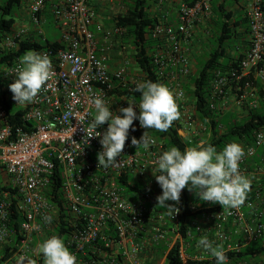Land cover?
<instances>
[{
	"label": "built area",
	"instance_id": "2783aa9c",
	"mask_svg": "<svg viewBox=\"0 0 264 264\" xmlns=\"http://www.w3.org/2000/svg\"><path fill=\"white\" fill-rule=\"evenodd\" d=\"M91 1L60 0L51 6L63 47L39 51L49 55L55 75L49 81L50 87L42 90L35 102L17 104L9 89L16 77L8 72L19 64V58L0 66V170L8 177L9 187L16 190L15 208L21 216L16 245L9 251L10 255L1 257L0 264H17L21 255L43 264L38 244L54 230L59 215L58 205L46 197L55 166L61 172L59 191L67 214L64 242L76 255L77 264H149L151 250L166 239L167 223L173 226L172 232L177 228L180 212L171 218L157 210L153 201L158 195L153 183L145 179L147 172H156V160L164 152L159 143L155 141L148 150L143 147L137 150L131 140L133 137L139 140L143 133H129L123 153L117 158L118 166L97 168V153L103 150L99 142L102 135L88 138L87 128L95 115L91 101L100 94L114 114L122 115L118 109L128 107L131 101L114 99L110 91L136 86L138 81L126 79L125 63L110 71L113 41L125 31L114 24L107 28L95 23L94 12L89 8ZM212 1L181 3L175 26L159 22L151 31L156 41L152 57L157 75L180 101L181 118L176 122L181 125L178 134L186 140L204 132L205 128L195 118L192 105L190 111L184 103L183 88L191 74V65L181 42L192 37L195 26L208 21ZM263 6L264 0H252L245 11L249 47L238 65L237 83L250 75L252 81L264 83V66H260L264 64ZM43 8L44 0L29 1L28 12L33 24L40 23L38 13ZM25 33L23 28H13L12 33L0 37V56L17 51ZM95 33L102 35V44ZM226 83L225 77L216 76L212 96L223 95ZM250 85L249 81L244 84L237 100V106L245 110L258 106L256 100L245 99ZM224 97L220 100L222 109H225ZM135 105L138 116L139 108ZM69 106L74 117L65 120L63 114ZM133 123L140 127L138 119ZM107 127L106 123L97 131L103 134ZM261 134L264 127L253 131L249 143L240 140L225 144L235 142L245 150L239 168L251 180V190L244 205L222 209L218 204L217 211L201 216L212 223L214 235L209 240L222 245L226 255L264 238V138ZM135 179L142 182L144 191L131 199L123 188L133 187ZM8 200V193H4L0 199V251L7 248L12 234ZM175 206L180 209V204ZM45 216L52 217L50 223L45 221ZM192 226L199 239L207 236L198 223ZM173 236L183 241L178 234ZM192 236L188 233L189 239ZM179 253L182 264L199 261L186 256L183 242ZM161 258L164 261L165 257ZM227 263H232L229 258ZM237 264H251V261ZM258 264H264V258Z\"/></svg>",
	"mask_w": 264,
	"mask_h": 264
},
{
	"label": "trees",
	"instance_id": "16d2710c",
	"mask_svg": "<svg viewBox=\"0 0 264 264\" xmlns=\"http://www.w3.org/2000/svg\"><path fill=\"white\" fill-rule=\"evenodd\" d=\"M52 0H44V7L48 6L47 11L43 10L38 13L40 17H46L51 19L52 14L50 10ZM126 7L125 12L113 17L112 24L125 31L124 35L120 38L130 44L132 49L131 59L136 68L141 73V77L138 81H152L156 83L164 82L163 79L157 75V67L153 61V48L156 41L151 37V31L153 27L160 22L159 18L150 13L151 3L155 0H122ZM193 1L185 0L184 3L191 4ZM217 0H213L211 7L212 12L215 14V18H210L208 21V27L205 29L209 32L210 38H207L209 46H207V52L205 56L197 60V68L195 72L186 78V84L184 85V93L188 95L191 100L192 109L195 118L201 122L205 128V131L199 135L191 137L190 140L183 139L178 134L180 124L176 121L166 132H158L154 129H143L135 126L133 123L132 128L135 131L129 130L131 135H138L148 132L157 143H159L163 150L166 151L172 146L178 147L183 151L187 147L195 146L201 141H206L214 147L217 151H221L224 145L232 141H244L249 143L252 138L254 130L264 127V88H261L259 81H252L251 75L247 78H243L238 83L235 81V77L239 75V63L242 60L244 54H235L228 56V47L238 37H246L248 34L247 21L245 16L238 18L237 23L232 22L231 12H227L226 7L215 6ZM22 4V0H0V37L4 34H10L13 32L15 25V19L13 13L15 8H18ZM221 10V11H220ZM264 11V6H263ZM220 12V13H219ZM204 29V30H205ZM63 45L59 39H50L49 37L42 38H24L20 43L18 50L12 53H3L0 56V66L9 63L10 61L20 58L28 50L42 51L45 49L56 50L62 48ZM206 57V58H205ZM260 66H264L263 63ZM220 75L227 79L226 85L223 87V95L226 93L234 95L238 100L239 96L243 93L244 84L250 82L251 85L257 88V107L249 110L242 108L241 116H238L234 111H228L222 109L221 99L223 95L219 97H213V82L216 76ZM137 86V85H136ZM136 86H127V88H115L110 91L112 96L125 97L135 104H139L140 93L135 91ZM238 87L241 90H238ZM248 90V89H247ZM228 95V94H227ZM201 135V136H200ZM2 170H0V174ZM60 170L55 166L52 176V182L50 184V190L46 193V197L50 202L58 205L59 215L58 222L56 223L54 230L46 234L47 238L52 235H58L61 238H65L66 233V219L67 214L62 204V198L60 196ZM127 179L125 174L124 180ZM1 180V179H0ZM141 181H133V187L130 185L123 188L125 194L135 199L140 192H143V185ZM190 187V186H189ZM4 193H8V201L10 202V222L9 229L12 231L8 239L7 248L0 251V261L10 255V250L14 248L19 237V223L21 220L20 214L16 210L17 194L16 190L12 187H0V199L4 198ZM155 208L157 210L166 212V209L156 206L157 200L154 199ZM166 204H170L166 201ZM180 214L178 216L177 228L174 232L173 226L167 223L166 227V239L160 242L154 247L151 252L155 258L164 256L163 264H182L180 258V242L176 239L171 247L168 249L170 243L168 233L178 234L182 240H189L188 233L193 234L192 240L198 242L196 231L192 224L193 221L201 217L203 214L217 211L219 205L213 203H207L200 201L196 190L189 191L188 188L182 190L180 199ZM46 238V239H47ZM264 256V238L259 241L251 242L247 246L243 247L237 253H229L227 257L232 262L231 264H237L238 262H249L250 260L257 261V258ZM3 257V259H1ZM189 264H216V260L212 257L211 261H188ZM41 264V263H40ZM153 264V263H151ZM230 264V263H227Z\"/></svg>",
	"mask_w": 264,
	"mask_h": 264
},
{
	"label": "clouds",
	"instance_id": "9594fccd",
	"mask_svg": "<svg viewBox=\"0 0 264 264\" xmlns=\"http://www.w3.org/2000/svg\"><path fill=\"white\" fill-rule=\"evenodd\" d=\"M8 73L16 77L9 89L13 99L20 105L35 102L38 94L50 87L49 81L55 75L49 55L34 50L26 51L19 58V64ZM135 91L140 93L138 116L134 102H128V107L119 108L122 115H117L100 94L91 101L95 115L87 128L88 138L102 135L99 142L103 150L97 153V168L118 166L117 158L123 153L129 130L135 131L132 125L136 119L143 129L166 132L181 118L177 96L166 85L144 81L137 83ZM70 117H74L71 106L63 114L65 120ZM106 123L107 130L101 134L97 128ZM261 137L264 138V134ZM154 143L155 140L147 131L139 140L135 137L131 140L137 150L141 147L148 150ZM251 151L249 149V153ZM244 156V148L235 142L225 145L221 151L206 141L183 151L176 146L170 147L156 160L157 174L153 175L162 189V194L156 198V206L166 209L165 214L173 218L180 212L175 205L180 202L182 190L188 188L189 191L196 190L200 201L218 203L222 209L241 207L251 190V180L239 168V162ZM166 201L174 203L166 204ZM44 219L50 223L52 217L45 216ZM197 247L214 257L216 264H227L228 257L223 246L214 245L207 236L200 237ZM38 251L43 255V264H77L76 255L58 235H52L39 243ZM17 264H37V261L21 255Z\"/></svg>",
	"mask_w": 264,
	"mask_h": 264
},
{
	"label": "crops",
	"instance_id": "0c3cea01",
	"mask_svg": "<svg viewBox=\"0 0 264 264\" xmlns=\"http://www.w3.org/2000/svg\"><path fill=\"white\" fill-rule=\"evenodd\" d=\"M58 1L60 0H52L51 6L57 3ZM184 1L185 0H155L156 14L154 15L159 18L160 22L175 26L177 24L176 15H177L179 5L181 3H184ZM188 1L190 2L193 0H188ZM251 1L252 0H217L215 6L219 5V7L221 6L226 7L227 12H231L232 14V22L237 23V20L238 18H240V16L241 17L245 16V11L251 4ZM99 5H100L99 0H93L90 2L89 8L91 11L94 12L95 23L101 24V20H103V18L97 14V7ZM51 6H50V10H51ZM215 17L216 16L212 12V7H211V15L209 19L215 18ZM208 21L206 23H201L195 26L192 32L193 34L192 37L188 41L181 42V46L187 51V55L189 57L190 65H191V72H195L197 68V60L203 58L206 54L202 50V47H205L207 49V46H209L208 42L207 43L204 42L206 37L203 34V30L208 27L207 25ZM48 25L52 26L58 31L53 21V18L49 20L43 16L42 17L40 16L39 24L35 25L31 23L30 29L32 28L33 29L32 31L38 30V34H41L42 31L40 30V28L42 26H48ZM101 25L105 27L109 24L104 23ZM15 26L20 27V25L17 24L16 22H15ZM15 26H14V29L17 28ZM27 30H29V28H27ZM58 34L60 37L59 31H58ZM95 36H96V39L99 41V43L102 44V35L100 33H95ZM30 38H37V36L30 37ZM118 44H120V42L118 43L117 40L113 41L112 50L109 56V67H110L111 72L115 71L122 63L121 62L122 60L120 58L121 53L117 50ZM227 47H228V52H227L228 56H233L235 54H244L249 47L248 34L246 35V37L236 38L234 42ZM227 94L230 95L229 93H226L224 99H227ZM245 99H248V97L246 96ZM161 193L162 191L158 194V196L161 195ZM195 222L200 225V227L207 234L209 239L213 238L214 230L212 227V223L209 220H206L202 217H198L193 221V223ZM168 235L170 239V243L168 246H171L172 243L175 241L176 236H173V234L170 232L168 233ZM197 239L199 241V238ZM182 242L185 248L186 256L190 258L191 260L197 259L199 261H211L212 256L206 253L202 248L197 247L198 242L195 243L194 240H192V238H190L187 241L185 240L180 241V244H182ZM214 245L216 244L214 243ZM263 258L264 256H260L257 258V261L250 260L251 264L261 263V261H263ZM148 263L151 264L150 261H148ZM163 263L164 261L162 260L161 264Z\"/></svg>",
	"mask_w": 264,
	"mask_h": 264
},
{
	"label": "rangeland",
	"instance_id": "374dc122",
	"mask_svg": "<svg viewBox=\"0 0 264 264\" xmlns=\"http://www.w3.org/2000/svg\"><path fill=\"white\" fill-rule=\"evenodd\" d=\"M30 0H22V4L18 7L15 8L14 13H13V17L15 19V22L17 24L20 25V27H17V29H25L26 33H25V38L27 37H35V36H41L42 38L45 37H49L50 39H59V34L58 31L53 28L52 26L48 25V26H42L40 28V30L42 31L41 34H38V30H34L31 27V19H30V14L28 12V3ZM100 5L97 7V14L103 18V20H101V24H109L105 27L109 28L110 26H112V20L113 17L124 13L125 12V5L124 2L122 0H111V2H107L106 0H99ZM155 2L151 3V8H150V13L152 15L156 14L155 11ZM48 6L44 7V10L47 11ZM27 28H29V30H27ZM15 30V29H14ZM207 30L209 31V29H205L203 30V34L206 37L204 42L207 43V38H210V33L207 32ZM118 43L120 42V44H118V48L117 50L121 53V62L125 63V77L127 80L130 79H136L139 80L141 77V73L139 72V70L136 68V66L134 65V63L132 62L131 59V55H132V49L130 47V44L124 40H121L120 38L117 39ZM202 50L206 53L208 50L205 47H202ZM206 58V57H205ZM187 80V79H186ZM259 85L261 88H264V83L259 82ZM246 96L248 97V99H253L257 101V88L253 85H250V89H248L246 91ZM114 99H126L125 97H116L114 96ZM225 101V109L228 111H234L238 116H241L242 114V108L237 106V99L235 98L234 95H227V99H224ZM177 103L179 104L180 101L177 100ZM184 103L186 105V109H189L191 111V100L190 97L188 95H185V100ZM137 112V110H135ZM201 134V133H200ZM201 136V135H200ZM157 174L156 172L153 171H149L147 172V174L145 175V179L150 180L153 184L152 187L154 189L155 195H158L162 189L160 187V185L156 182L155 176L153 175ZM0 187L4 186L7 187L9 186V179L8 177L2 172L0 174ZM135 181H138L137 179H135ZM162 259L161 257L155 258L153 255L150 257V263L153 264H161Z\"/></svg>",
	"mask_w": 264,
	"mask_h": 264
}]
</instances>
